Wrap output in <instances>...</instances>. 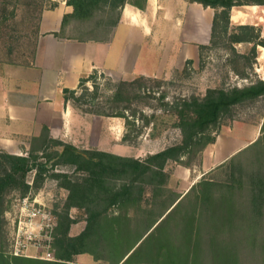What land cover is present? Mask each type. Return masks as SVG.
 I'll return each mask as SVG.
<instances>
[{
	"label": "trees",
	"instance_id": "1",
	"mask_svg": "<svg viewBox=\"0 0 264 264\" xmlns=\"http://www.w3.org/2000/svg\"><path fill=\"white\" fill-rule=\"evenodd\" d=\"M13 1L0 0V26L10 13L9 18L13 17V11L8 13ZM146 1L66 0L72 11L63 15L55 35L77 41L106 40L125 4L143 10ZM187 1L214 11L209 45H199L200 56L203 50L223 46L247 64V56L236 53L234 44L251 43L252 58L257 46L264 49V37L254 27L232 29L229 19L233 7L264 6V0ZM95 16L102 20L96 25L110 29L104 38L93 36L97 28L90 32L91 38L64 35L70 21L86 23ZM235 73L247 78L243 70ZM63 97L73 101L75 90L64 89ZM263 97L264 80L257 79L241 87L208 88L201 96L164 101L165 110L175 117L172 127L180 139L141 159L78 149L51 138L46 127L31 138L25 155L0 149V264H78L74 259L80 255L98 264H264V118L258 137L217 166L220 177L207 173L182 193L168 187L166 170L169 163L189 168L194 158L201 159L205 148L215 143L223 121L234 118L235 108ZM113 116L125 120L126 130L135 127L123 113ZM142 118L143 126L152 124L151 116ZM129 140L124 133L122 141ZM57 166L72 170L57 172ZM32 171L34 177L28 184ZM47 177L66 192L61 207L55 205L52 210L53 260L13 257L8 253L5 219V213L12 210V196L34 194ZM72 209L78 217L70 214ZM79 221L84 223L82 230L71 236V226Z\"/></svg>",
	"mask_w": 264,
	"mask_h": 264
},
{
	"label": "rangeland",
	"instance_id": "2",
	"mask_svg": "<svg viewBox=\"0 0 264 264\" xmlns=\"http://www.w3.org/2000/svg\"><path fill=\"white\" fill-rule=\"evenodd\" d=\"M60 1L62 0H14L8 8V13L13 11V17L9 18L11 17L10 13L5 24L0 26V60H10V62L16 63L28 62L34 53L38 36V19L41 12L50 10L53 4ZM160 2L168 9L176 24L175 53L171 52V56L168 55V52L160 50V44H154V41L151 42L153 44L150 46L155 51L145 44H143L144 49L140 46V58H143L145 64V60L148 59L147 51H149L151 57L155 58L160 53L164 57H171L170 60L172 61L169 62L170 64L165 63L160 68L153 66V68L148 69L151 74H156L155 76L146 77L135 73L136 75L131 74L128 76L129 79L126 80H112L103 74L93 71L83 78L81 85H78L75 90L76 99L73 101L64 100L69 102L75 110L113 121L112 131L115 137L120 138L127 132L130 140L125 143L130 147V150L123 149L124 146L114 150L122 157H127L125 155H128V157L135 158L137 156L140 158V155H142V158H144L145 156L143 155L148 150H152L147 147L149 144L146 141L149 136H158L160 138L159 140L158 137H155L159 140L155 150L165 148L179 141V131L172 127L175 117L165 110L162 105L164 101L171 103L177 98L193 94L201 96L208 88L241 87L250 81L264 80L263 48L257 46L255 58H252V53H250L251 43L233 45L236 53L247 56V64H244L245 60L240 59L237 54L223 46L203 50L201 56L199 51H197L196 55L194 53L191 54V58L182 57L179 49L180 42L195 46L197 50L199 45H209L214 11L196 3H192L191 7H188L183 0H161ZM125 5L132 6L131 4ZM163 12V10H159V18L163 16ZM229 19L232 29L236 26L248 25L254 27L260 33V36L264 37V6L247 5L233 7L230 10ZM98 20L102 21L100 16H95L92 21L86 23L70 21L65 27L64 35L70 38H91L90 32L97 28L93 32V36L104 38L110 29L108 30V27L104 28L105 26L103 25H96ZM167 33L168 28L161 26L156 35L165 36L168 35ZM187 60H190L191 63H187ZM158 69L159 71L157 72L156 70ZM236 70H243L247 78H241L240 75L235 73ZM140 77H143V79ZM122 81L131 82V84L122 85ZM118 113H123L129 120H133L135 127L128 126L126 130L125 120L113 116ZM142 115L151 116L152 124L146 127L143 126L144 119ZM263 118L264 97L252 103L237 106L234 118L223 121L220 129L216 132L215 143L205 148L201 159L199 157L194 158L189 168L174 163L167 165L166 170L170 173L168 187L183 193L207 173V176L210 175L213 178L220 177V169L217 166L231 157L233 154L230 155V153L233 150L244 145L247 146L250 141L258 137ZM116 122L121 123L120 126L123 129L117 128ZM105 140L107 142L108 138L105 137ZM30 141L31 139L28 140L27 144L22 145L21 148L27 151L30 148ZM118 142H120V139ZM84 146L89 147L87 144ZM22 149L23 153L16 151V154L25 155ZM202 160H204L203 164ZM71 170L72 168L69 166H57L55 169L57 172L68 173ZM33 177V171L28 173V182H31ZM36 193L39 199L52 210L55 205L61 207L66 196V192L58 188L56 182L49 177L45 179L42 188ZM12 194L9 195L10 201ZM12 199L13 206L9 213H12L17 207V199L13 196ZM9 213L7 212V214ZM70 214L78 217V212L75 209L70 210ZM5 219L8 221L7 216H5ZM7 223L9 227V222ZM83 225L84 223L81 221L73 224L69 234L71 236L78 234L82 230ZM51 254L53 255L52 252ZM74 260L78 264H98L93 262L88 255L77 256Z\"/></svg>",
	"mask_w": 264,
	"mask_h": 264
},
{
	"label": "crops",
	"instance_id": "3",
	"mask_svg": "<svg viewBox=\"0 0 264 264\" xmlns=\"http://www.w3.org/2000/svg\"><path fill=\"white\" fill-rule=\"evenodd\" d=\"M160 1L147 0L143 10L125 5L117 27L103 41H77L55 35L60 30L63 15L72 11L65 0L56 3L53 9L42 11L31 59L26 63L0 60V149L10 154L22 152L21 146L37 136L42 127H46L51 138L78 149L118 156L122 155L114 150L121 146L129 151L130 147L122 141L123 135L120 138L114 136L113 121L75 110L69 102L64 101L63 90H76L80 80L93 71L112 80H126L135 73L155 76L148 69L170 64V53L176 50V24ZM183 2L191 7L192 3L187 0ZM159 10L164 11L161 18L158 17ZM161 26L168 28V35H156ZM151 42L159 43V49L170 56L164 57L159 53L155 58L147 51L148 59L144 64L140 50L143 44L152 49ZM179 49L184 58H191V54L196 55L198 51L195 46L185 42H180ZM115 124L123 129L121 123ZM105 137L108 138L107 142ZM155 137H147V147L152 150L143 156L164 149L155 150L160 140ZM86 144L88 148L84 146ZM243 147L245 145L236 148L230 155Z\"/></svg>",
	"mask_w": 264,
	"mask_h": 264
},
{
	"label": "built area",
	"instance_id": "4",
	"mask_svg": "<svg viewBox=\"0 0 264 264\" xmlns=\"http://www.w3.org/2000/svg\"><path fill=\"white\" fill-rule=\"evenodd\" d=\"M16 202V209L5 214L9 222V227L7 226L9 255L53 260L50 244L55 216L52 209L39 199L37 193L18 198Z\"/></svg>",
	"mask_w": 264,
	"mask_h": 264
},
{
	"label": "bare ground",
	"instance_id": "5",
	"mask_svg": "<svg viewBox=\"0 0 264 264\" xmlns=\"http://www.w3.org/2000/svg\"><path fill=\"white\" fill-rule=\"evenodd\" d=\"M262 55L264 56V53H262Z\"/></svg>",
	"mask_w": 264,
	"mask_h": 264
}]
</instances>
